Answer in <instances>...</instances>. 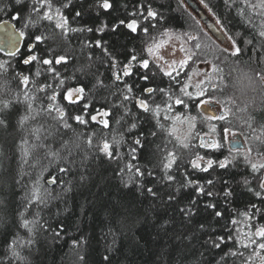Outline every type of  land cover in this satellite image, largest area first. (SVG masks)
Returning a JSON list of instances; mask_svg holds the SVG:
<instances>
[{
	"label": "trees",
	"instance_id": "1",
	"mask_svg": "<svg viewBox=\"0 0 264 264\" xmlns=\"http://www.w3.org/2000/svg\"><path fill=\"white\" fill-rule=\"evenodd\" d=\"M204 1L228 34L234 37L236 47L241 51L232 56V51H222V48L203 36L198 42L208 44L209 47L203 48L201 53L220 69L218 74L224 92L232 99V109L239 116L238 126L248 127L250 123L252 129L264 134V107L249 110L246 106H241L243 110L238 111L232 95L226 92L229 79L237 66H246L254 73L264 75V37L258 35L262 21L257 15L258 11L264 9L253 11L245 6L243 0ZM66 2L67 0H53V5L60 7ZM249 2L258 4L257 0ZM31 3L32 0H22L20 4L16 0H0V20L12 19L26 33L23 46L15 57L0 52V62H8L7 71L0 73V101L7 100L10 103V107L0 114V118L5 120V124L0 125V260L3 264H242L243 259L254 248L244 249L241 246L247 243L246 235L241 234L239 239L235 226L239 223L251 228L264 225V195H255L256 191L264 193V189L259 187L262 171L253 172L250 164L242 159H236L225 169L213 165L207 173L193 171L185 163L182 152H178L175 154L176 163L168 170L174 180L162 181L163 163L170 148L166 143L168 135L162 118L153 113H143L135 105V99L124 101L122 93L125 83L133 86V97L144 95V87L167 88L168 77L159 74L151 81L140 80L139 73L145 70H137L136 62L132 64L134 74L131 77H122L117 81L113 76L114 70L117 74H122L111 67L113 58L117 61L118 68L127 64L133 55L138 60L148 58L144 49L149 36L164 28H186L188 24H195L181 0H110L113 7L108 11L99 8L97 0H71L68 8H61L69 26L92 28L93 31L68 32L66 35L56 29L53 22L45 20H40L34 26L24 27L29 18L32 21L37 19L36 13L30 12ZM149 4L160 14L157 20L146 21L143 16L135 15L140 5L146 7ZM241 10L245 15H240ZM77 11L82 12L80 17H75ZM13 16L18 18L14 20ZM249 17L252 19L251 23L246 22ZM133 18L138 19L136 32L119 25V20ZM102 24L107 25L104 31H96ZM153 24L156 25L155 28L152 27ZM113 25H117L115 32L112 31ZM142 27L149 28L147 36ZM236 33L240 35L237 36ZM28 34L43 35L46 38L54 36V39L35 42L34 39H29ZM97 41H100L99 47ZM28 43L37 45L35 54L40 59L58 56L66 58L61 64L51 65L59 76L54 77L47 72L49 65H43L39 61L23 63L30 54ZM200 50L197 49L198 53ZM37 71L40 75H36ZM157 71L153 65L149 75L152 76ZM22 75L29 77L27 85L20 83ZM61 80L64 84L58 87ZM45 85L52 87L45 88L43 92L37 90ZM136 85L140 87L137 88ZM76 87H83L84 92L75 104H70L63 99V94L69 88ZM25 92L39 97V100L33 102L34 108L41 105L47 107L51 103L64 110L71 128L64 129L61 125L59 135L53 132L45 143L52 150H59L61 156H68V151L62 149V144L69 141V148L73 153L71 158L75 160L74 164L68 165L72 169L71 175L64 176L58 172V167L66 166L67 162L63 160L49 162L43 159L36 165L35 156L30 155L25 163L21 154V141L28 139L31 130L40 124H53L48 116L36 121L29 120L24 126L19 124L20 117L27 111ZM53 93L56 99L49 101L47 97ZM158 97L157 103H161L164 97ZM93 101L97 104L93 105ZM195 102H190L193 114L198 113L194 107ZM121 104L128 112L120 107ZM85 105H88L87 109ZM180 107L174 105L173 110L177 111ZM98 111L108 112L106 119H101L108 121V127H104L99 118L95 121L91 119L93 113ZM56 115L57 113H52V116ZM77 115L82 116L86 123L80 124L72 119ZM121 117L123 119L117 125L115 121ZM133 122L137 123V128L129 133L126 129ZM158 124L163 125V129ZM118 132L123 134L124 142L119 145L121 155L116 160H110L88 148L89 136L93 137L92 143L96 144L104 139L109 140L108 137L112 139ZM153 132L157 134L153 136ZM141 133L142 146H137L136 159L133 160L129 155V145ZM76 134H79L78 141ZM76 143L79 147H76ZM112 147L115 149V145ZM37 154L43 155V152L37 150ZM209 156L213 160L219 157L214 154ZM128 163L140 167L145 173L139 180L143 184L142 189L136 183L128 182L129 176H132L133 181L137 180L134 171L126 170L123 181L117 175L120 168ZM41 165L47 166L41 177V184L49 187L54 196L59 195L47 207L28 205L26 219H35L36 213H39L35 243L29 248L16 249L24 257L17 259L8 253V245L17 234L24 238L30 235L27 229L19 226V212L24 211L26 193L36 180ZM149 171L153 173L152 176L147 175ZM53 174L61 176L65 185H60L59 182L47 185V179ZM244 179L249 181L247 185L243 183ZM188 180L196 183L188 185ZM208 180L213 183L207 184ZM125 182H128V187H124ZM198 186H203L204 192L197 193ZM65 187L70 190L64 191ZM148 187L157 192L156 197L147 193ZM225 188L232 193L230 196L224 195ZM208 192L213 195L208 196ZM169 195L175 199L169 201ZM208 203H213L216 207L206 208ZM252 205H256L260 211L257 212ZM189 207L193 209V214L186 218L180 209ZM216 211H220L222 215L215 216ZM233 220L236 221L235 224L232 223ZM201 224L204 225L203 229ZM56 232H59L58 237L55 236ZM229 236L233 239H229ZM217 237H223V242L219 248H214L211 241H215ZM253 238L261 240L259 237ZM236 240L240 244H236ZM234 251L242 252L244 256L225 255ZM260 255H264V250L260 251ZM252 262L253 260L249 264Z\"/></svg>",
	"mask_w": 264,
	"mask_h": 264
},
{
	"label": "snow or ice",
	"instance_id": "2",
	"mask_svg": "<svg viewBox=\"0 0 264 264\" xmlns=\"http://www.w3.org/2000/svg\"><path fill=\"white\" fill-rule=\"evenodd\" d=\"M22 0H16L17 4H20ZM203 3L204 0H201ZM245 6L249 9H252L253 11H257V9H264V0H260L259 4H252L249 2V0H243ZM69 4H71V0H67L66 3H63L60 7H54L53 5V0H32L31 7H30V12L31 13H36L37 19L35 21H32L30 18L26 20L24 27H28L29 25H35L38 24L40 20H45L49 22L54 23V27L56 29H60L62 34H67L68 32H83V31H88L91 32L93 31L92 28H71L68 24V19L67 17L63 14L61 11V8H68ZM97 6L99 8H102L105 11H108L113 7V4L110 3V0H97ZM207 6V5H206ZM42 12V15L40 14ZM146 12V14H145ZM82 15V12L77 11L75 13V17H80ZM137 17L143 16L144 20H157L159 17V13L154 11L150 4L147 5L146 7L144 5H140L138 7L137 12L135 13ZM240 15H245L244 11H240ZM257 15L260 17L262 24L260 25L261 30L259 31L258 35L259 37H264V11H258ZM14 20L18 18V16H13L12 17ZM248 23L252 22L251 17L248 18L246 21ZM216 23L218 25L221 24L220 20H217ZM119 25H122L129 29L131 32H136L138 30V19L133 18L130 20H119ZM107 27L106 24H102L99 28L95 29L96 31H104V29ZM153 28L156 27L155 24L152 25ZM112 31H117V25L112 26ZM143 33L147 36L149 33V28L148 27H142ZM218 31L220 32V36L217 37V39H221L224 36H227L228 40L232 41V56H236L241 49L239 47H236V41L233 36L229 35L227 31H225L224 26H221ZM26 33L24 31H19V36L21 38L25 37ZM29 39H34L35 42H41L44 41L45 39H54V36H49V37H44L43 35H34V34H28ZM184 36L188 38V40H196V37L189 35L188 33H184ZM237 36L240 35V33H236ZM175 37V39L180 40L181 36L179 34H174L170 32V30L165 29L163 32L160 33V39L152 38V43L148 44L144 51L148 53V56L151 57V62L149 58H144V59H139L137 56L133 55L129 58V61L127 64H124L123 66V71L122 74H117L116 71L113 72V76L115 80L119 81L122 79V77H131L134 74V70L132 67L133 62H136L137 64V70L138 69H144L145 71L142 73H139V79L143 81H151L154 76L162 74L163 77H168V87H144L143 92L156 95L159 94L160 96L166 98L161 100V104H163L164 108L166 109L167 112H172V103H168V101L174 102L175 105H181L183 108L187 109L189 107V102H195L196 98L200 97L198 102L194 103V107L197 109L201 108V106H204V112H208L209 108L212 105L213 98L211 96H208V98H203L206 95V92L208 91L207 86H205V82L208 81L209 85L211 88L215 89L218 87L217 84L211 83L213 79V74L216 72H219L220 69L217 67L216 64L212 63L211 61H204L203 63L205 64H211V71L210 72H204L203 69L199 70L196 72L197 75H200L201 72L204 73L205 79L200 80L196 85L195 88L196 90L189 91L188 90V82L187 80L182 82L180 80V74L184 72L185 66L191 67L189 65V61L195 62V58L197 56V53L193 52L191 48H187L184 45L181 46L180 51L185 52V58L180 60L178 64L176 62H173V65H169L167 68L164 66L160 65V60L163 59L162 56H159L157 53V50L162 48L165 44L169 42L170 39ZM247 43H251V41H246ZM19 43L18 40L15 39V36L13 33H8V47L9 50L7 52V55L9 57H15L19 53V48L16 47V45ZM187 42L184 41V44ZM97 47L100 46V41L96 42ZM37 45L35 44H28V48L30 50V54L27 55V57L23 60L24 64H29L30 62L33 61H39L43 65H49V67L46 69L47 72L52 73L54 77L59 76V73L55 71L54 67H51L53 63L55 64H61L66 58L64 56H58L54 57L53 59H49L47 57L40 59L38 56L35 54V47ZM207 48V44H201V43H196L195 48L196 49H201V48ZM0 51H3V49H0ZM107 51V50H105ZM222 51L227 52L228 49L225 48ZM8 64L7 61L0 62V73L6 72L7 67L6 65ZM156 65L158 71L152 73V76L149 75V72L152 69V66ZM111 67L113 69L117 68V61L115 58L112 59ZM20 75V74H18ZM36 75H40V72L37 71ZM186 77L188 80L191 79V74L185 73ZM259 75V73H257ZM29 82V77L27 75H22L20 76V83L27 85ZM135 83V82H134ZM64 81H60V85H63ZM52 85H45L37 89L38 91L43 92L45 88H51ZM137 88H139V85H136ZM119 91V90H118ZM84 92L83 87H76V88H69L66 93L63 94V99L67 100L70 104H75L77 100L80 99L81 94ZM133 93V86L129 85L127 83L124 84V91L122 93L123 100L124 101H129L130 99H135V105L143 110V113H154L155 115H159L160 113V104H155V100H152L151 102L142 99L139 97H133L131 94ZM25 101H26V114L21 116L19 119V124L21 126H24L25 123L29 120L36 121L38 119L43 118L44 116L51 117L53 124L51 125H46V124H40L39 127H36L31 130L30 132V137L28 139H24L21 141V154L22 157L24 158L25 163L28 162V157L30 155L35 156V162L36 165L40 164V160L47 159L49 162L53 160H63L66 161V166L65 167H58V172L63 174L64 176L71 175L72 174V169L69 167V164H74L75 160L72 159V151L69 148V141H64L62 144V149L68 151V156H61V153L59 150H52L51 146L46 144L45 141L48 139L49 136L53 135V132H55L57 135H59V128L62 125L64 129H70L71 125L68 123L65 112L62 108L59 106H53V104L49 103L47 107H44L41 105L39 108H34L33 102L35 100H39V97H34L30 96L28 92L24 93ZM186 98V99H185ZM47 99L49 101H55L56 96L55 93L53 95L48 96ZM217 103H221L223 105V101H216ZM151 105H155V107H152ZM10 107V103L7 100L0 101V114L4 112L5 109ZM85 109L88 108V105L84 106ZM120 107L124 108L125 112H128V109L121 104ZM230 109L224 107L223 111L219 115H206L202 116V121H212V120H217V121H223L226 119L228 114L230 113ZM55 112L57 113L56 116H52V113ZM98 115L102 116H108V112H99ZM72 119L76 120L80 124H85L86 121L83 119L82 116L77 115L75 117H72ZM91 119L95 121L97 119V116H92ZM121 119L123 117L116 119L115 123L117 125H120ZM166 119H171L174 122L175 121H181L182 123L187 124L188 127V133L181 138L180 136H176V140L178 143L185 149L190 147L189 144V139H194L195 137L192 136L193 130L196 128V119L197 117L195 116H188L185 115L183 118L179 113H177L174 116L166 117ZM100 123L104 125V127H108V121L107 120H101ZM5 120L0 118V125H4ZM161 129H163V125H157ZM249 127L251 128V124L249 123ZM137 128V123L133 122L129 128L126 129L129 133L133 129ZM215 125L211 126V131L215 132ZM264 128V126H262ZM225 139H227V134L230 132V129H225ZM254 133H257L256 135H253L251 137L252 140L258 141L262 144H264V134H260L257 132L256 129H253ZM176 133V128L171 127L169 129V134L170 135H175ZM157 133L153 132L152 135L155 136ZM142 138L143 134L141 133L140 135L136 136L134 140H132L131 144L129 145V155L132 157L133 160L136 159V153H137V146H142ZM76 139L77 141L79 140V134H76ZM92 136H89V139L87 141V145L89 149L94 150L100 155H103L104 157H107L110 160H116L118 157H120L121 153L119 151V145L124 142V136L122 133H117L115 136H113L111 144L107 139H104L102 142H98L96 144L92 143ZM113 145H115V149H113ZM76 147H79V144L76 143ZM199 147L204 148V149H220L223 147L221 143H218L215 139L211 140H206L204 136L199 137ZM37 150H41L43 152V155H38ZM252 152V149H247V150H241L240 148L233 147L230 149V155L228 157H225L224 159L220 160H213L211 158H205V156L200 155L197 153L195 157L190 161V166L193 171H199V172H205L207 173L209 169L213 167V165H216L220 169H225L229 166V164H232L233 161L237 159V155H243L244 156V162L245 163H250L251 170L253 172H258L264 169V162H260L261 160H264V156H259V159L256 162H252L249 159L250 153ZM234 153V154H233ZM177 157L172 153L168 152L167 156L165 158V162L163 163V169H164V175L161 178L162 181H173L174 177L171 174H168V170L173 167V164L176 163ZM203 162V163H201ZM35 166V165H34ZM47 170V166L41 165L40 166V171L38 172L36 176V180L32 182L31 188L28 190L26 193L25 199H26V204L24 211L19 212V217H20V224L19 226L23 229H27L28 233L30 234L27 238L21 237L19 234L15 235L12 239V241L8 245V253L17 259H24L20 255V253L16 250L18 248H29L31 245L35 243L34 240V235H35V228L37 225V222L39 220V213H36V218L29 220L25 218V212L28 210V205H37V206H44L47 207L48 203L56 199L59 194L56 196L53 195L52 191H50L49 187H44L41 184V177L43 176V172ZM128 172H133L134 175L137 177L136 181H133L132 176L128 177V182H134L137 184V187L142 189L143 184L139 183V180L142 179L145 176V173L141 170L140 167L134 166L132 163H128L125 167L120 168L119 172L117 173L118 176H121V179L123 181V174L125 171ZM148 176H152L153 173L149 171L147 173ZM81 179L83 180L84 177L82 176ZM59 182L60 185H65V180L58 175H50V177L47 179L46 184L51 186V185H56ZM128 182L124 183V187H128ZM70 183V182H68ZM196 181L188 180V185L195 184ZM212 180H208L207 184H212ZM243 183L247 185L249 181L247 179H244ZM187 186V185H185ZM260 189H264V179L260 181L259 184ZM64 191L70 190L69 188L65 187L63 189ZM251 190V189H250ZM196 192L197 193H202L204 192V187L203 186H198L196 187ZM147 193L153 197L157 196V192L152 188L148 187L147 188ZM232 193L225 188L224 190V195L230 196ZM208 196H212V192L207 193ZM255 195L260 197L264 195L261 191H256ZM169 201L174 200L175 197L172 195H169L168 197ZM206 208H215L216 205L213 203H208L205 205ZM252 208L255 209L257 212L260 211V209L256 208V205H252ZM180 212L186 217L190 218L191 215L193 214V209L191 207L189 208H181ZM222 213L220 211L215 212V216L219 217L221 216ZM244 215H247V213H244ZM233 224L236 223L235 220L232 221ZM41 227H44V225H41ZM201 229L204 228V225H200ZM55 236H59V232L55 233ZM253 237H259L261 238L260 241L254 239ZM229 239H233L232 236L228 237ZM247 243L242 244L241 246L244 249H248L250 247L254 248V251L248 255L246 259H243L242 264H249L250 261L253 260V257H258L260 260V264H264V255H260V251L264 250V225L255 227L254 232H249L246 235ZM219 241V242H217ZM223 242V237H217L215 241H211L212 247L214 248H219L220 243ZM75 243V241L73 242ZM236 244H240L239 240L235 241ZM225 255H232V256H239L243 257L244 253L242 252H230V253H225ZM107 259V257H105ZM0 264H3V261L0 260Z\"/></svg>",
	"mask_w": 264,
	"mask_h": 264
},
{
	"label": "rangeland",
	"instance_id": "3",
	"mask_svg": "<svg viewBox=\"0 0 264 264\" xmlns=\"http://www.w3.org/2000/svg\"><path fill=\"white\" fill-rule=\"evenodd\" d=\"M181 2L183 4L184 8L188 11L191 18L194 20L195 24L192 25V24L187 23L188 26H186V28H177V29L164 28L163 30H161L157 34L149 36V38H147V40L145 41V47L148 44L152 43V38H156L157 40L160 39V33L163 32L165 29L170 30V32H172L174 34H179L181 36L180 40H177V39H175V37H173L172 39L169 40V42L167 44H165L162 48L157 50L158 55L163 57V59L160 60V65L167 68L169 65H173V62H176V64H178L180 60L185 58V52L180 51L181 46L184 45L187 48H191L193 52L197 53V56L195 58V62L189 61V65H191V67L185 66L184 72H182L180 74V80L182 82L187 80L188 90L194 92L196 90L195 85L200 80L205 79L203 72H201L200 75H197L196 72L201 70V69H203L204 72H210L211 71V64L203 63L204 61H211V59L208 57H205V55H203L201 53L203 47L201 48L200 53H198L197 49L195 48V44L198 43V41L200 42L202 40V37L204 36L203 38L207 37V39H209L208 41H210V43H212V44L217 45L218 48H220V49L221 48L222 49L227 48L228 50L232 51L233 50L232 49V41L228 40L227 36H224L221 39H217L218 36H215L213 33H211V31L209 30V26L213 27L214 32H216L222 26V24L218 25L216 23V21L219 19L213 13L212 9L207 5V3L205 1L202 3L201 0H181ZM257 3L259 4L260 0H257ZM184 33H188L189 35L196 37V40H188V38L183 35ZM184 41H186L187 43L184 44ZM208 47H209V45H208ZM210 47H211V45H210ZM146 54H147V57L151 61L152 58L148 56L147 52H146ZM154 67L157 69L156 65H154ZM185 73L191 74L190 80L187 79ZM166 83H167L166 87H168L169 86L168 82H166ZM211 83L217 84L218 87L213 89L210 87L208 81H206L205 86H207L208 91L206 92V95L203 98H208V96H211L213 98L211 107L215 108L216 113H218L219 111L222 112L224 107L230 109L231 110L230 113L228 114V116L226 117L225 120L221 121V123H220L221 126H219V123L217 120L202 121V119H201L202 116L210 115L209 113L204 112L203 106H201V108L197 109L198 110L197 114H193L190 110V102H189V107L187 109L183 108L180 105L181 110L179 109L177 111L173 110L174 109V102H173L172 103L173 104L172 105L173 113H171L170 116H174L177 113H179L182 118L185 115H188V116H195V117H197V119L195 122L196 128L193 130V132L191 134L195 138L189 139L188 142L190 144V147L185 149L178 143V141L176 140V136H180L181 138H183L188 133L187 124L182 123L181 121H175L174 122L171 119H166L165 117H162V119H161L162 124L164 125L165 132H167V135H168V137L166 136V143L168 142V146L170 147L168 152H172L173 154H175V153L177 154L178 152H182V156L186 157L187 161L190 162L195 157V155L197 153L202 155L200 153L201 148L199 147V137L204 136L206 140H211V139L216 138L218 140V143H221L223 145L224 149H222V151H221L222 156L219 158V160L224 159L225 157H228L230 155V149H232L233 147H236V148H240L241 150L252 149V152L250 153L249 159L252 162H256L259 159L258 154H259V156H264V144L251 139V137L253 135L257 134V133L253 132L252 128H250L249 126L248 127L247 126L239 127L240 124H237L240 121L237 122V119H236L237 117L233 115L234 111L232 109V99L230 98V96H228L224 92L223 83L221 82V78H220L218 72L213 74V79H212ZM158 96H160V95L159 94H156V95L150 94L147 97H148L149 101L155 100V104H160V103H157L158 102L157 100L159 98ZM199 99H201V98L200 97L196 98V102H198ZM216 101H223L224 103L222 105L221 103H217ZM161 105H163V104H161ZM151 106L155 107V105H151ZM161 107H162V109H161L162 111L160 110L159 114H162L163 112L164 113L167 112L166 109L164 108V106H161ZM94 115L97 116V118L99 116L98 113H96V114L93 113L92 116H94ZM212 125L216 126L215 132L211 131ZM171 127L176 128L175 135H170L168 133L169 129ZM225 129H230V132L227 134V139H225V131H224ZM237 135L239 136V138L236 137ZM107 137H108V135H107ZM110 138L111 137H108V139H109L108 141L111 144L112 139H110ZM229 140L234 141L236 143V145L229 147L228 146ZM237 142L239 143L238 145H240V147L237 145ZM202 150L206 151V154L202 155V156H205L206 159L211 158L209 156L211 149H202ZM191 155H193L192 159L189 158V156H191ZM237 159L244 160V156L242 154L237 155ZM260 162H264V160H261ZM201 163H203V162H201ZM261 171H262V173H261L262 174L261 180H262V179H264V169H262ZM259 226L260 225H256V226H253L254 228H251L249 225L244 226V224L239 223L237 226H235L236 236L239 237L241 234L247 235V233H249L250 231L254 232L255 227H259ZM239 239H240V237H239ZM252 264H260L259 258L254 257Z\"/></svg>",
	"mask_w": 264,
	"mask_h": 264
},
{
	"label": "clouds",
	"instance_id": "4",
	"mask_svg": "<svg viewBox=\"0 0 264 264\" xmlns=\"http://www.w3.org/2000/svg\"><path fill=\"white\" fill-rule=\"evenodd\" d=\"M226 92L232 95L238 111L243 110L241 106H246L249 110L264 107V75H257L246 66H237L229 79ZM233 115L238 121V114Z\"/></svg>",
	"mask_w": 264,
	"mask_h": 264
},
{
	"label": "water",
	"instance_id": "5",
	"mask_svg": "<svg viewBox=\"0 0 264 264\" xmlns=\"http://www.w3.org/2000/svg\"><path fill=\"white\" fill-rule=\"evenodd\" d=\"M192 5V4H191ZM209 30L211 33H213L215 36H220V33L218 31L214 32L213 27L209 26ZM19 31H21L17 26L15 25L14 21L12 19H1L0 20V49H3V51H0L1 53L7 55V52L9 50L8 47V33H13L15 36V39L19 41V43L16 45L19 50L22 47L24 37L21 38L19 36Z\"/></svg>",
	"mask_w": 264,
	"mask_h": 264
},
{
	"label": "bare ground",
	"instance_id": "6",
	"mask_svg": "<svg viewBox=\"0 0 264 264\" xmlns=\"http://www.w3.org/2000/svg\"><path fill=\"white\" fill-rule=\"evenodd\" d=\"M17 28H19V27H17ZM19 29H20V28H19ZM20 30H21V29H20ZM23 43H24V42H23ZM28 44H31V43H28ZM28 44H27V49H29V48H28ZM22 46H23V44H22ZM116 70L119 71L120 73H122V71H123V66H121V67H119V68L117 67ZM114 71H115V70H114ZM136 77H137V74L135 75V78H136ZM138 79H139V76H138ZM92 87H93V85H92ZM148 87H151V86H148ZM148 95H150V94H144V95H142L143 97L141 96V98H142V99H147V100H148V97H147ZM80 97H81V96H80ZM163 99H166V98H163ZM163 99H162V100H163ZM148 101H149V100H148ZM92 103H93V105H96V104H97L95 101H93ZM168 103H173V102H172V101H168ZM160 105H161V103H160ZM172 105H173V104H172ZM174 105H175V104H174ZM161 106H163V105H161ZM203 108H204V106H203ZM161 111H162V110H161ZM99 112H102V111H98L97 113H99ZM209 112H210V108H209V111H208L207 113H209ZM171 113H173V111H172V112H165V113L163 112L162 114H159L157 117H161V118H162V117H165V118H166V117H169ZM94 114H96V113H94ZM98 118H99L100 120H101L102 118H105V119H106V116L99 115ZM218 123H219V126H221V124H220L221 121H218ZM202 149H204V148H201L200 153H201L202 155H205V154H206V151H203ZM179 153H180V152H179ZM175 154H176V153H175ZM175 154H174V155H175ZM180 156H181V154H180ZM219 157H221V156H219ZM219 157H217L216 160H219ZM184 158L186 159V157H184ZM189 158L192 159V158H193V155L189 156ZM211 159H212V158H211ZM188 160H189V159H188ZM185 163H186L187 165H190V162L187 161V159H186V162H185ZM260 176H262V174H261ZM260 181H261V179H260Z\"/></svg>",
	"mask_w": 264,
	"mask_h": 264
},
{
	"label": "flooded vegetation",
	"instance_id": "7",
	"mask_svg": "<svg viewBox=\"0 0 264 264\" xmlns=\"http://www.w3.org/2000/svg\"><path fill=\"white\" fill-rule=\"evenodd\" d=\"M143 94H148V93H144L143 92ZM142 96V95H141ZM141 96H136V97H139V98H141ZM143 97V96H142ZM147 100V99H146ZM140 109V108H139ZM222 112H218V113H216V111H215V108H213V107H211L210 108V112H209V114L210 115H213V114H215V115H219V114H221ZM237 138H239V136L237 135L236 136ZM217 142H218V140L216 139V138H214ZM239 142V141H238ZM237 142V145L240 143H238ZM234 145H236V143L234 142V141H232V140H229V143H228V146L229 147H232V146H234ZM239 147H240V145H238ZM222 149H224L223 147L222 148H220V149H218V150H216V149H211V151H210V154H214V155H218V156H222Z\"/></svg>",
	"mask_w": 264,
	"mask_h": 264
}]
</instances>
